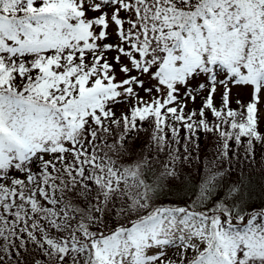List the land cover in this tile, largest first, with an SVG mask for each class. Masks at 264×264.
<instances>
[{
  "label": "snow or ice",
  "instance_id": "6c2138e0",
  "mask_svg": "<svg viewBox=\"0 0 264 264\" xmlns=\"http://www.w3.org/2000/svg\"><path fill=\"white\" fill-rule=\"evenodd\" d=\"M262 126L264 0H0V264H264Z\"/></svg>",
  "mask_w": 264,
  "mask_h": 264
},
{
  "label": "rangeland",
  "instance_id": "374dc122",
  "mask_svg": "<svg viewBox=\"0 0 264 264\" xmlns=\"http://www.w3.org/2000/svg\"><path fill=\"white\" fill-rule=\"evenodd\" d=\"M197 105H199V100H197V104H196V106H197ZM189 106H191V104H190Z\"/></svg>",
  "mask_w": 264,
  "mask_h": 264
},
{
  "label": "trees",
  "instance_id": "16d2710c",
  "mask_svg": "<svg viewBox=\"0 0 264 264\" xmlns=\"http://www.w3.org/2000/svg\"><path fill=\"white\" fill-rule=\"evenodd\" d=\"M198 106V105H197ZM189 107H193V105H191V106H189ZM262 127H264V126H262Z\"/></svg>",
  "mask_w": 264,
  "mask_h": 264
}]
</instances>
